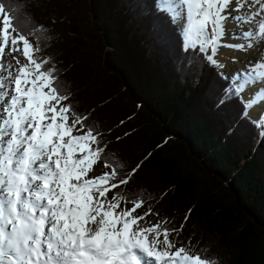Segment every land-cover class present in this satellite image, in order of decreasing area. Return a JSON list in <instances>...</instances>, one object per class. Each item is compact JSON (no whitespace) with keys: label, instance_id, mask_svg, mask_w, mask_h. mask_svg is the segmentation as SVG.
Returning <instances> with one entry per match:
<instances>
[{"label":"trees","instance_id":"1","mask_svg":"<svg viewBox=\"0 0 264 264\" xmlns=\"http://www.w3.org/2000/svg\"><path fill=\"white\" fill-rule=\"evenodd\" d=\"M5 2L27 5L26 32L46 26L40 55L53 57L75 110L92 111L96 124L86 123L110 141L119 176L140 166L112 195L142 194L218 264H264V135L242 100L221 102L229 81L182 49L180 28L155 0Z\"/></svg>","mask_w":264,"mask_h":264},{"label":"snow or ice","instance_id":"2","mask_svg":"<svg viewBox=\"0 0 264 264\" xmlns=\"http://www.w3.org/2000/svg\"><path fill=\"white\" fill-rule=\"evenodd\" d=\"M155 3L180 28L182 49L209 66L225 68L217 59L222 47L256 48L260 55L248 62L250 70L218 72L229 81L221 102L243 100L248 91L245 117L264 104V0ZM25 7L0 0V264H218L191 238L179 247L170 239L184 224L166 227L167 217L147 222L152 207L137 215L146 203L142 194L129 199L116 191L109 198L140 166L119 176L123 165L107 156L110 141L86 123L90 114L69 102L72 94L63 89L53 57L40 55L42 36L50 39L46 26L24 30L19 13ZM229 20L244 42L223 43ZM253 123L264 130V118ZM100 163L108 171L90 175Z\"/></svg>","mask_w":264,"mask_h":264},{"label":"rangeland","instance_id":"3","mask_svg":"<svg viewBox=\"0 0 264 264\" xmlns=\"http://www.w3.org/2000/svg\"><path fill=\"white\" fill-rule=\"evenodd\" d=\"M20 20L23 22V25H24V28H28V26H31L30 23L31 22H25L23 21L22 17H21V14H20ZM28 25V26H27ZM234 32H239L238 29L235 28V25H234V22H232L231 20H229L228 24H227V30H226V34L223 38V42L224 44H229V40L227 41L226 39V36H229L230 35V39L231 40H239L240 39H243L242 37H240L239 35H233ZM226 40V41H225ZM220 51L222 52V55L219 54L217 56V59H219L222 63L225 64V68H223L222 70H220L221 72H223L225 74V76H229V75H232L234 74L235 72L237 71H241L243 72L246 68L247 69H251L252 65L251 64H248V62H246L245 58L242 57V52H240V50H234V49H230V48H227V47H222L220 49ZM233 52H240V57L238 58V56H234V54H232ZM243 54H248V51L245 52L243 51ZM237 57V58H236ZM257 88L261 87V85H256ZM248 94V96H247ZM249 92L246 91L245 93H243V103H245L248 99H249ZM76 98H77V95L74 96V95H71V100L72 101H75L77 103H79L78 101H76ZM67 103V102H66ZM263 104H257L256 107L252 110L250 109V111L248 110V115H250L252 117V115H257V116H261L262 118H264V116L261 115V110L260 108L262 107ZM256 111V112H255ZM90 112V117H89V123L91 122H94L96 124V120L93 118L92 116V111H88ZM250 112V113H249ZM255 112V113H253ZM255 116H253V120L254 121H258L254 118ZM103 171H108V169H105L103 164L100 163L96 166L95 170L93 173H91L90 175H98L100 174L101 172ZM112 196V193L110 192L109 193V198H111ZM131 207L132 205L131 204H127V205H122V207ZM148 209H146L145 207H142L141 209H138L137 210V215H142L144 212H146ZM178 220V217L176 218ZM157 220H160L159 218H157L154 214L150 217L147 218V222H150V223H155ZM176 221V220H175ZM142 223H145V222H142ZM162 239V237H161ZM170 239H173L177 242V246L179 247L180 246V242H182V237L180 236H177V234L173 233L172 236H170ZM205 244H209V248L208 249H204L206 252L209 253V251L212 249L210 247V243H205ZM218 251V250H217ZM220 258V256H219ZM222 262V260H221Z\"/></svg>","mask_w":264,"mask_h":264},{"label":"bare ground","instance_id":"4","mask_svg":"<svg viewBox=\"0 0 264 264\" xmlns=\"http://www.w3.org/2000/svg\"><path fill=\"white\" fill-rule=\"evenodd\" d=\"M226 40L228 41L229 40V44H231V43H240V42H244L243 41V39H240V41L239 40H231L230 39V35L229 36H226ZM225 40V41H226ZM224 43V42H223ZM223 52V51H222ZM222 52L220 51V54L222 55ZM240 52H242V57L243 58H245V60H246V62H249L250 60H254L256 57H258L259 55H260V53H259V51L256 49V48H253V49H250V50H248V54H243V51H240ZM240 52H233L232 54H234V56H238V58L240 57ZM245 52H247V51H245ZM237 58V57H236ZM249 64V63H248ZM247 96H248V94H247ZM249 98H250V95H249ZM256 107V106H255ZM254 107V108H255ZM254 108H252V110L254 109ZM260 110H261V115L262 116H264V104L262 105V107L260 108ZM250 111V110H249ZM256 112V111H255ZM255 112H253V113H255ZM250 113V112H249ZM253 116H255L254 118L256 119V120H260L262 117L261 116H257V115H252V117Z\"/></svg>","mask_w":264,"mask_h":264}]
</instances>
